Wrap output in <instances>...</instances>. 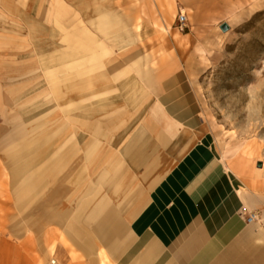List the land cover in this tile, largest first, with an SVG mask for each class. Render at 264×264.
<instances>
[{"label": "crops", "instance_id": "0c3cea01", "mask_svg": "<svg viewBox=\"0 0 264 264\" xmlns=\"http://www.w3.org/2000/svg\"><path fill=\"white\" fill-rule=\"evenodd\" d=\"M163 1L0 0V106L31 98L35 59L64 114L39 137L0 117V264H264V166L244 175L223 163L179 63L145 62L170 56L144 49L163 13L202 7ZM86 56L126 59L115 73L131 75V106L81 112L109 83L107 65L94 68L104 84L82 83ZM31 235L57 238L38 256Z\"/></svg>", "mask_w": 264, "mask_h": 264}, {"label": "rangeland", "instance_id": "374dc122", "mask_svg": "<svg viewBox=\"0 0 264 264\" xmlns=\"http://www.w3.org/2000/svg\"><path fill=\"white\" fill-rule=\"evenodd\" d=\"M179 6L183 5L177 2L170 14L162 12L164 15L156 35L144 42V49H149V53L156 49L157 54L168 53L170 56L146 58L145 62L154 65L173 59L179 63L199 99L205 141L223 163L247 175L250 169L258 167L259 162L264 166V0H202L204 16L199 18L190 13L182 29L174 20ZM164 7L168 8V2L161 0V8ZM222 22L228 24V29L220 28ZM81 38L87 39V35L82 33ZM124 60L126 62V59L113 57L90 62L89 57H81L82 83L92 75L93 79H97L98 86L104 84V77L95 75L94 68H98L99 72L106 65L110 67L108 85H103L105 88L97 87L91 95L82 98L81 112L89 109L104 112L106 105L114 112L117 108L119 112L121 105L131 106L132 93L137 89L121 90V83L131 75L115 73ZM33 65L31 98L29 90L23 91L27 93L25 97L14 95L9 101L11 104L0 106V117H10L12 120L2 126L5 130L31 131L39 137L41 132L46 131L48 117H59L58 113L64 117V114L58 110L55 96L47 89L50 84L56 83V77L43 78L35 59ZM15 80L24 81V78L18 76ZM53 126L56 128L57 124ZM40 142L34 139L33 147H37L36 144L39 146ZM246 144L254 146L257 152L244 166L238 167L234 162L244 155L242 147ZM31 237L38 256L42 240L51 238L56 241L57 238ZM61 239L65 240L64 237Z\"/></svg>", "mask_w": 264, "mask_h": 264}, {"label": "bare ground", "instance_id": "6f19581e", "mask_svg": "<svg viewBox=\"0 0 264 264\" xmlns=\"http://www.w3.org/2000/svg\"><path fill=\"white\" fill-rule=\"evenodd\" d=\"M187 11H188V19L190 18V13L195 14L199 18L203 17L205 14L203 7H200V5H197L195 9L187 8ZM185 36L186 35H182V37ZM242 151L244 155L234 162V164H236V166L238 167L244 166L247 163L248 159L257 152L256 148L254 146H251L250 144L244 145L242 147Z\"/></svg>", "mask_w": 264, "mask_h": 264}, {"label": "built area", "instance_id": "2783aa9c", "mask_svg": "<svg viewBox=\"0 0 264 264\" xmlns=\"http://www.w3.org/2000/svg\"><path fill=\"white\" fill-rule=\"evenodd\" d=\"M188 21V11L187 8L185 6H179L176 10V14H175V22L177 24V26L182 29L184 26H186V23ZM255 215L249 214L248 217H246L247 221H251L253 219H255Z\"/></svg>", "mask_w": 264, "mask_h": 264}, {"label": "water", "instance_id": "95a60500", "mask_svg": "<svg viewBox=\"0 0 264 264\" xmlns=\"http://www.w3.org/2000/svg\"><path fill=\"white\" fill-rule=\"evenodd\" d=\"M228 24L226 23V22H222L221 24H220V28L222 29V30H226V29H228ZM257 166L258 167H260L261 166V163L259 162L258 164H257Z\"/></svg>", "mask_w": 264, "mask_h": 264}]
</instances>
